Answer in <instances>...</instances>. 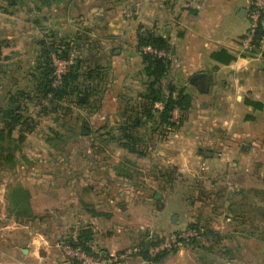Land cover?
Here are the masks:
<instances>
[{
	"label": "crops",
	"instance_id": "obj_1",
	"mask_svg": "<svg viewBox=\"0 0 264 264\" xmlns=\"http://www.w3.org/2000/svg\"><path fill=\"white\" fill-rule=\"evenodd\" d=\"M24 5L26 15L20 16ZM248 7L249 0H0V18L3 16L0 51L4 40L20 36L18 30L29 25L31 29H44L42 21L47 19H53L54 30L91 35L92 66L88 65L91 75L80 81L84 84H79H90L94 89L100 85L104 91L89 103L94 112L78 117V139L87 135L125 136L126 133L116 136L117 129L112 126L120 120L144 125L137 131L139 141L144 137L157 138V128L164 122L163 102L146 95L147 79L151 76L144 69L138 46L140 29H150L168 40V50L159 53L171 59L169 81L174 87L173 94L182 89L190 95L183 123L170 131L165 142L169 146L165 148V158L162 141L148 151L122 139L117 146L114 144L112 152L106 148L105 160L93 145L90 150L82 147V151L76 152L81 160L61 165V185L73 187L63 200L74 201L76 205L75 213H61L63 230L67 225L73 227V234L89 229L93 249L114 251L142 246L149 230H175L195 219L199 200L209 204L204 210L208 212L206 222L201 225L204 235L240 233L239 227L230 226L242 223L245 218L250 219L251 225L255 222L256 213L251 211L253 203L258 201L252 193L258 186L261 170L254 160L264 157V55L245 48ZM144 49L149 48L144 46ZM103 67L107 71L106 79L101 77ZM153 86L158 87L155 83ZM179 111L172 109L174 114ZM151 121L154 127L146 124ZM129 133L133 134L131 130ZM96 143H100L99 139ZM151 152L159 155L158 160L154 159L155 167L148 157ZM164 161L169 170L183 171L188 182H192L188 213H164L174 197L166 200L157 213L99 210L101 194L96 187L105 186L109 191V187L153 186L163 181L157 166L161 170ZM30 184L17 185L30 191L27 187ZM159 194L166 199L159 190L153 192L155 197ZM108 196L112 200L114 190ZM19 214H11L16 227ZM201 218L204 219L203 214ZM19 242L13 241L9 246L17 253L24 251L20 256H12V264L65 262L63 248L50 245L45 237L31 236L26 247H19ZM192 245H174V249L163 250L156 256L135 251L115 264H194L196 259L199 261L200 253L192 258ZM42 248L48 249V253H41ZM201 260L200 264H211L212 258Z\"/></svg>",
	"mask_w": 264,
	"mask_h": 264
},
{
	"label": "rangeland",
	"instance_id": "obj_2",
	"mask_svg": "<svg viewBox=\"0 0 264 264\" xmlns=\"http://www.w3.org/2000/svg\"><path fill=\"white\" fill-rule=\"evenodd\" d=\"M25 7L26 5L23 6L24 12L20 13V16L26 15ZM31 15L33 17V14ZM36 16L39 18V15L36 14ZM1 17L0 21H3V16ZM42 22L43 26H46L44 29H31L29 25L28 28L25 27L22 31L18 30L20 36H13L9 37L8 40H4L0 51L2 53V57H0V109L8 102L6 97L7 90L14 92L18 89L20 93L21 91L26 93L17 97L21 105L19 113H22L25 118L16 122L11 128L5 123L4 119H0V264H12V256L15 254L20 256L24 253L22 250H18L19 253H17L16 250L9 247L16 240L20 241L17 244L19 247H26L27 239L31 236L45 237L47 243L54 245L56 248L60 247L61 250L63 248L61 242L71 244V240L76 234H73L71 225H67V228L63 230L61 213H75L76 205L74 201L65 202L63 200L66 193H70L73 187L61 185L62 174L60 173H62V169L60 168L64 162L70 161L69 164H74L75 161L81 160L76 155L80 156L78 153L82 151V147L90 150V147L96 146V150L99 151L98 153L105 160L107 158L106 148L112 152L114 144L117 146L118 142L121 143L123 141L122 139L128 140L127 131L131 130L133 134H129L133 137L134 147L152 150L154 145H158L162 141L164 147L163 156L165 158V148L169 147L165 142L169 138L170 131L180 127L184 119L185 111L182 112L180 110L178 112L179 115L171 112L169 122L164 121L161 123V127L157 128L156 139L155 137H144V139L139 141L137 137L140 135L137 131L141 125L123 122V120L112 126L117 129L115 131L116 136L126 133L125 136L98 138L96 135L95 137L87 135L78 139V117L87 114L91 115L94 112L93 106L89 103L104 90L99 88L101 87L100 85L94 89L88 84L87 88H84L83 85L79 84L81 81L80 76H82L80 74L79 80L76 79L70 81L67 86H61L54 96L40 95L41 93L35 91V82L32 75L34 74L33 71L36 70L34 69L35 64L42 61L41 51L46 47L47 42L49 43L50 41H53L60 50L69 41L70 46H73L71 49L72 56L81 59L80 73L81 71H87L88 65L92 66V59H90L92 55L90 49L91 39H89L91 35L86 34L85 36L82 34L76 36L74 32H66L64 29L62 31L54 30L53 19H47ZM8 41L11 43L10 45ZM54 53V50L50 51L51 55ZM166 58L169 62L171 61L169 57ZM106 72L104 67L100 70L103 79L107 78ZM150 79L151 77H148L147 83ZM159 81L157 85L160 84L163 92L167 93V87L170 85L169 66ZM75 83L77 86H75ZM78 97L83 101H80ZM82 103H87V105L84 106ZM146 124L150 127L155 126L152 121ZM98 139L101 147H99L100 143H96ZM65 152L67 153L64 154ZM76 152L78 153L76 154ZM148 157L151 158L153 166L155 163L154 159H159V155L154 152H151ZM263 158L254 160L258 161L259 164L257 166L261 171L257 181L258 186H255V191L252 193L253 197L254 194L257 196L258 201L253 203L252 206L251 213H256L257 217L254 220L255 222H252V225L250 219L245 218L242 223L239 221V223L229 225L232 229L239 227L241 229L240 233L228 231L221 235L216 232L204 235L205 230L201 225L206 222L207 214L205 213L208 212L204 210L209 207V204L206 205L205 201L199 200L196 205V213L198 215L195 219L190 220L191 222L186 223L182 228L175 230L166 232L155 228L153 229L154 231L146 230L148 233L144 235L145 238L141 244L149 241L152 238L150 235L153 234L157 238L165 239L166 236L170 238L173 233L177 234L182 229L195 228L197 234L181 240L180 244H193L190 248L192 258H195L197 253H200L198 255L199 261L196 259L194 264H200L202 257H211V264H264ZM157 164H159L158 161ZM161 165V170L157 166V172L163 175V181L157 182L153 186L109 187V191L108 187L105 186L96 187L101 194L99 210L103 213H111L113 209L119 213H157L162 208V205L166 203V200L174 197L168 208L164 210V213H183L184 215L188 213V207L191 206L188 200L192 197V182H188V178L184 176L183 171L173 170L172 172L169 170V166L165 165V161ZM74 173L75 170H72L71 174L74 175ZM29 182L31 184L27 185V187L31 191L33 207L31 206L27 213L32 214L28 216L19 214L17 221L19 224L16 227V223L11 217V214L15 213V207L10 203L8 193L10 187L18 183L26 185ZM112 190H114V197L111 200L108 194L112 193ZM158 190L165 194L166 199L160 194L159 197L153 196V192ZM77 210L79 213L80 209ZM202 214L204 219L201 218ZM239 224L241 226H238ZM251 233L252 237H249ZM56 241H58V244H56ZM171 243L174 244L173 241ZM173 246L171 249L175 248ZM197 249L201 250L197 251ZM40 252L46 254L48 249L42 248Z\"/></svg>",
	"mask_w": 264,
	"mask_h": 264
},
{
	"label": "trees",
	"instance_id": "obj_3",
	"mask_svg": "<svg viewBox=\"0 0 264 264\" xmlns=\"http://www.w3.org/2000/svg\"><path fill=\"white\" fill-rule=\"evenodd\" d=\"M12 1V0H11ZM262 32L260 26L257 27L256 33L258 37ZM78 35V34H77ZM76 35V36H77ZM75 36V38H76ZM66 46L62 47L60 50L58 46L55 45L53 41L47 42L46 47L41 51L42 58L39 63H36L34 69H36L32 78L35 82V91L37 93H41L40 95H55V92L61 86L69 85L70 81L79 79L85 80L89 78L91 75V71L88 69L85 72L80 73L81 68V59L79 57H74L73 63L69 66L68 70L62 75L61 81L57 85H52V72H53V64H52V55L50 54L51 50H54L56 54L61 57H68L72 52V47L70 46L69 41L65 43ZM45 46V45H43ZM138 46L142 53V58L144 61V69L147 75L151 76L152 79L148 82L147 92L146 95L151 97L153 100H161L163 102L162 107V115L163 121H168L170 119V113L172 112L173 108H178L182 112L190 105V95L184 92L182 89H179L175 94L174 87L172 85H168L167 93L163 92L161 85L159 84L158 87L154 88V83L157 84L160 81L162 75H164L169 66V60L166 58L167 56L163 53L160 54L159 51H165L169 48L168 40L150 29H140L138 33ZM144 46L150 47V49H144ZM52 48V49H51ZM59 51V52H58ZM46 57V58H44ZM44 58V59H43ZM84 84V82H80V84ZM64 84V85H63ZM75 86L76 83H75ZM84 88H87L85 85ZM26 93L18 91L16 89L14 92L9 90L6 91V97L8 98V102L4 107H2L0 113V119H4L6 124L11 128L16 122L19 120H23L21 111L20 100H17V97L20 95H25ZM172 124V123H171ZM85 127V124L83 123ZM128 140L133 142V137L130 134H127ZM30 191L21 186L15 185L10 187L8 198L10 203L15 207V213H24L31 209L30 203ZM29 213V212H28ZM91 232L89 229H82L80 230L76 236L71 240L72 245H81L86 249H89V245L87 243L91 242ZM148 243L145 242L146 245ZM142 245V246H145ZM144 256H150L147 252L141 251ZM159 254H162L160 252ZM159 254H155L159 255Z\"/></svg>",
	"mask_w": 264,
	"mask_h": 264
},
{
	"label": "built area",
	"instance_id": "obj_4",
	"mask_svg": "<svg viewBox=\"0 0 264 264\" xmlns=\"http://www.w3.org/2000/svg\"><path fill=\"white\" fill-rule=\"evenodd\" d=\"M248 28L244 36L245 48L256 51L260 56L264 55V0H249V7L247 9ZM260 26L261 34L257 36L256 29ZM150 49V47H148ZM74 57L72 53L68 57H61L54 53L52 55V85H57L61 81L62 75L68 70ZM197 234L195 228L182 229L177 234H172L170 238H157L156 235L149 239L145 246L136 245L119 250H104L93 249L91 242L87 243L89 249L81 245L65 244L61 242L63 247L64 261L68 264H115L132 255L135 251H145L149 255H155L163 250L171 248L173 245H180L181 240L188 239ZM173 236V239H172ZM173 241L174 244L171 242Z\"/></svg>",
	"mask_w": 264,
	"mask_h": 264
},
{
	"label": "water",
	"instance_id": "obj_5",
	"mask_svg": "<svg viewBox=\"0 0 264 264\" xmlns=\"http://www.w3.org/2000/svg\"><path fill=\"white\" fill-rule=\"evenodd\" d=\"M63 264H68L67 262H64Z\"/></svg>",
	"mask_w": 264,
	"mask_h": 264
}]
</instances>
